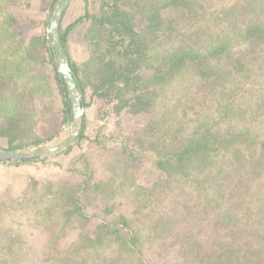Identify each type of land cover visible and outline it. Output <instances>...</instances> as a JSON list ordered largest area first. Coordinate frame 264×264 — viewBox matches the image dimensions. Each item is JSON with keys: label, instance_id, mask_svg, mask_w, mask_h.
I'll return each instance as SVG.
<instances>
[{"label": "rangeland", "instance_id": "obj_1", "mask_svg": "<svg viewBox=\"0 0 264 264\" xmlns=\"http://www.w3.org/2000/svg\"><path fill=\"white\" fill-rule=\"evenodd\" d=\"M24 1L0 0V149L20 145L16 150H51L23 164L0 161V264H215L220 253L229 254V246L237 249L232 251L237 264H264V156L255 155L254 147L243 141L237 145L236 158L233 146L230 153L225 149L230 145H225L209 159L186 163L184 172L174 174L165 185L156 182L162 171L155 168L156 152L150 150L185 146L206 117L214 137L225 138L243 128H250L254 137L259 134V139L264 136V38L244 35L247 28L264 23V0H196L193 9H165L163 33L152 35L147 29L148 49L140 68L144 76L154 73L157 59L166 69L167 56L180 40L190 42L191 36H180L183 30L195 38L200 37L196 31H203L197 44L202 52L224 37L233 51L209 58L212 72L207 78L188 64L157 90L154 83L143 81L151 97L139 113L125 107L118 110L120 98L134 90L124 82L122 89L106 95L93 93L99 83L95 71L109 58L125 62L119 53L124 48L112 49L104 39L99 47L89 46L81 40L83 28H75L69 54L62 59L70 63L71 58L81 68L84 98L90 103L84 116L64 123L55 68L49 63L50 54L36 44L45 29L43 22L53 13L47 10V0H31L29 18L36 27L17 35L5 31L7 14L21 9ZM90 1L92 10L100 11L103 0ZM252 2L260 8H253ZM159 3L164 0L120 4L138 21L140 12L145 14ZM84 10L83 0H68L59 25L66 28ZM55 15L56 11L48 28ZM90 54L104 58L89 65ZM235 55L243 56L244 62L237 71ZM228 66L234 75L225 77ZM76 131L83 138L76 139ZM37 140L42 142L35 144ZM127 162L144 166L136 183L129 177ZM82 181H87L85 190L77 191ZM109 184H117L120 195L108 199L114 211L107 222L115 224L119 214H126L130 218L125 234L104 230L101 243H84L82 236H91L104 218L99 200ZM70 192L80 197L91 220L77 213L70 215L73 225L64 227L60 199L64 195L67 199ZM129 231L137 238L135 245L125 244Z\"/></svg>", "mask_w": 264, "mask_h": 264}, {"label": "trees", "instance_id": "obj_2", "mask_svg": "<svg viewBox=\"0 0 264 264\" xmlns=\"http://www.w3.org/2000/svg\"><path fill=\"white\" fill-rule=\"evenodd\" d=\"M83 1L85 4L84 13L76 18L73 22H71L66 28H62L61 24L59 25V41L57 42L53 34L48 32V27L46 24H50V18L52 17L51 15H53L54 12L58 10L59 0H47V10H49V13H53L51 15H47L45 22H43L45 29L40 31L39 42H36V44L43 46L47 53L50 54L49 63H51V65H53L55 68L56 82L60 89L64 102V118L62 119V123L69 122L70 120L74 119L73 93L69 88L64 74L59 71V67H57V65L58 62L62 60L63 54H69L71 31L75 28H83V35L81 40L82 42L86 41L89 46L94 44V46L99 47L102 45V41L104 39L106 40L107 45L111 46L112 49L118 47L124 48L122 50H119V53H122V55L125 56V62L115 60L118 58H109L108 60L106 59V62L104 61L101 64L100 69L98 68L95 71V76L98 79L99 83L95 84V90L93 91V93L97 96L106 95L114 88L116 90H118V88L122 89L123 82L125 83L126 88L131 89L130 86H132L134 89L133 92L129 94V96L125 99L120 98L122 104L118 106V110H121L125 107L128 108V110L132 113H139L146 110V104L148 103L147 99L151 97L148 95L149 88H146L145 85L141 84L143 81L154 83V89L157 90L159 84L166 81V79L170 80L171 78H174L176 75L180 74L182 68L186 67V65L188 64H190V69L193 72H196L202 78H207V76L209 75L208 73L212 72L209 58H216L226 51L229 52V50L233 51L230 40L227 37H224L217 44L210 45L208 49H205L206 51L202 52L197 44H201L200 37L203 31H196V34H199L200 37L195 38L193 35H188L189 32L183 30L180 36H191L189 37V39H191L190 42L183 43V41L180 40L181 44L175 45L167 56V68L164 69L163 62L157 59L156 61L158 64L154 70V73H152L150 77L144 76V74L140 72V68L143 65L145 54H147L148 49L147 44L149 43V41L146 38V35L148 34L147 29L150 30V33L152 35H155L156 32L159 33L158 31L164 29L162 17L165 9L175 8L178 6H183L184 9H193L195 7L196 0H164V3L156 4L155 7H151L147 13L144 14L143 12H140L141 15L138 21L134 18V14L131 11L127 10L120 4L122 0H103L100 6V11L92 10L91 5H93L94 2L90 0ZM24 2V4L20 3L21 5H23L21 9L12 11V13L7 14L5 18V24L8 26L5 28L6 32L10 33V31H13L14 35L24 34L26 29H32L36 27L34 22L30 21L29 18V8L31 7V0H25ZM251 5L253 6V8H260L258 3L252 2ZM64 12L65 8L63 9L61 16H63ZM139 23H141L140 28L137 26ZM5 24L3 23V26ZM244 33V35L247 37H252L255 40H260L264 38V23L261 26H256L255 28H247ZM224 55H226V53ZM229 55L231 54H227L226 56L230 57ZM233 55L234 53L232 54V56ZM235 56H237V58L234 59V65L237 71L238 69L242 68L244 62L242 61L243 56ZM96 58H101L102 60L104 56H95L90 54L86 64L91 65L90 63L94 62ZM70 66L75 73L74 81L76 87L74 90H78L82 94L80 102L81 106L85 107L89 105L90 102L87 103L84 98L85 86L82 83V78L80 76L82 70L75 63L71 62V58ZM224 70L223 71L225 77L234 75L233 67L228 66ZM144 77H146V79H144ZM120 83H122V86H120ZM118 97H121V95H118ZM231 104L232 103H230L229 105ZM227 109L228 108H226V111L224 110L225 113H227ZM218 110L220 111V113L222 112L221 109ZM84 115L85 114H83V116ZM224 116L227 117L230 115L224 114ZM181 121L186 122L184 119H182ZM207 121L208 118L206 117L202 123L198 124V128L195 129L194 136L192 137L191 141H189V143L183 147L176 148L170 151L169 148L158 151H156L155 147H152L150 149L156 152L154 156V162L156 161L155 168H157L159 171H162V179L159 178L156 180V182H165L166 185L172 179L174 174H182L184 172L183 167L186 163L189 165L193 160H203L205 156L207 159H209L212 152L214 153V155H216L218 153L217 151H219L225 145H230V147L225 148L227 149V151H229V148L233 146L236 158H238L239 154L237 145L239 142L243 141L248 142L249 144H251V146L254 147L253 153L255 155L264 156V136L259 139V134L255 135L254 137V135L252 134L253 131L250 128H243V130L238 129L237 132H232L230 136L225 138H220L219 135L214 137L209 131V127L206 125ZM201 134H204L202 136L203 142L199 141L198 139ZM48 138L51 139L52 135ZM75 138H83V133L79 132ZM12 139L14 138L12 137ZM41 142L42 140H37L35 144ZM16 148H20V145H10L8 146V148L3 149ZM207 151H209L208 154ZM131 153L133 155H136V153L134 152ZM37 157H39V154H31L23 157H0V161L8 160L11 164H23L35 160ZM206 162L208 161L206 160ZM203 164L204 161L201 165L203 166ZM126 165L130 170L129 177L131 178V180L133 179L132 181L134 183H136L134 180L140 177L144 166H141V164L138 162H136L135 164H133L132 162H127ZM234 168L237 169L236 166H234ZM195 176L197 181H199V177L196 172ZM111 178L113 182H117V177L115 175L111 176ZM203 180H205V178ZM83 183H87V181H82V185L78 186L77 191L85 187ZM158 183H153V187L158 186ZM84 190L82 191L84 192ZM102 190V199L98 200L99 206L101 207L103 213L102 217L104 218L100 220L102 222L96 226L91 236H84L85 234L82 236L84 243L88 242L89 244H95L96 242H100L103 238L104 230L106 232L110 231L111 233L116 234L120 232L124 233L125 227L129 224L130 217L123 213L119 214L118 218L120 221H116L115 224L110 225L107 222L108 217L114 211L113 206L108 202V199H111V197H114V195L119 196L120 192L117 184H109L106 187L104 185ZM66 195H68L67 199L65 195L63 198L61 197L62 200L60 199V208H62V215L66 217V219L64 220L65 222L63 223L64 227H68L71 224L73 225V219L70 218V215H74L77 213H79L83 217L86 216L89 220H91V218L84 212L85 205L80 203V197H77L76 194H73L71 192L69 194L66 193ZM66 204H68L67 208L65 207ZM72 205L73 207L70 208V206ZM117 237L119 238V236ZM126 238L127 239H125V244L135 245L137 243V238L132 232L128 233ZM228 251H230L229 254L227 252L220 253V255H218L219 260H215V264H237L236 260H233L234 258L232 257V251H237V249H235L234 247L232 249L231 246H229ZM237 259H239V255ZM82 263H85V261H82Z\"/></svg>", "mask_w": 264, "mask_h": 264}, {"label": "water", "instance_id": "obj_3", "mask_svg": "<svg viewBox=\"0 0 264 264\" xmlns=\"http://www.w3.org/2000/svg\"><path fill=\"white\" fill-rule=\"evenodd\" d=\"M68 0H59V7L58 10L56 11V17L55 20H52V25L50 28H48V32L53 34L55 40L58 42L59 41V19L62 15V11L65 8L66 3ZM66 56V54H64ZM59 71L62 72L68 82L69 88L73 93V113H74V118H79L83 115L84 112V107L81 106L80 98L81 94L75 95L74 89L76 87L75 81H74V71L72 70L70 63L68 59L65 57L61 60L59 64ZM78 131L74 132L73 135L75 137L77 136ZM51 149H41V150H36L35 152H29L28 150H16V149H0V157H23L26 155H40L41 152H47Z\"/></svg>", "mask_w": 264, "mask_h": 264}]
</instances>
